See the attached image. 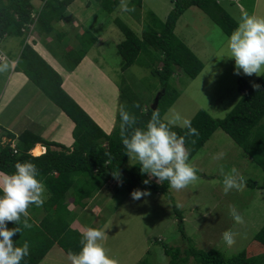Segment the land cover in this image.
Wrapping results in <instances>:
<instances>
[{"label":"rangeland","instance_id":"1","mask_svg":"<svg viewBox=\"0 0 264 264\" xmlns=\"http://www.w3.org/2000/svg\"><path fill=\"white\" fill-rule=\"evenodd\" d=\"M40 1L34 2L37 3L36 6L42 3ZM83 2H89L87 3L89 5L81 6ZM220 2L236 22H239L244 12L264 17V0H220ZM98 4L99 0H74L71 4L74 10L80 8L78 16H83L87 23L94 27L91 31L99 38L96 45H92L88 54L97 63L102 64L103 73L115 86L118 95V86L121 85L123 88L129 86V90H133V93L139 92L140 97L151 105L157 98L158 92H161L158 77L152 75V69L148 67L154 63L153 60L156 61V57L159 56L158 52L151 49L150 57L140 54L135 63L127 69L121 70V57L117 53V45L124 40V35L116 22H113L115 12L111 15H104L98 12L97 9H100ZM171 8V0H141L140 5H135L134 12L123 13L127 15V23H125L139 33L141 25L144 26L146 22L151 24L153 15L164 21ZM70 14L73 16L67 23L69 24L67 31L63 30L66 37L60 43L66 42L76 48L80 42V40H76L78 29L75 24L78 23L73 20L75 14ZM124 18L125 16L120 17L122 22ZM54 29V31H62L61 25L55 23ZM174 33L201 60L203 69L194 79L177 72V68L175 69L168 83L170 89H175L178 92V96L164 112L163 118L167 119L173 113L178 112L182 117L191 120L201 109L209 112L215 118L224 117L240 97L239 79L253 83L259 76L234 74V60L227 58L230 54L226 39L228 35L198 7L191 6L184 11L176 23ZM41 36L45 39L48 38L47 45L53 48L51 56L61 60L62 54L60 49H57L58 40L54 35ZM86 39L89 40V36ZM23 44V37L9 36L0 41V49L16 57ZM75 50L79 51L80 48ZM221 56L224 57L220 58ZM8 75L9 72L0 74V126L3 127V131L16 133V129H21L28 123L30 117L27 118V115L33 114L34 106L41 104L51 106L52 103L31 81H26L21 86L22 91L19 93L14 92L13 94V86L7 87V91L2 97L5 84L11 85L12 81L14 83L17 81ZM91 79L94 80L93 84ZM91 79L87 82L85 77H80L77 83L82 81L85 89L89 87L93 93H98L95 96L88 90L89 95L93 94L90 99L95 98L92 101L95 112L98 99L107 98L102 93L108 92L106 94L111 102L112 93L110 92L113 91L109 88H101L105 85L104 82L95 86V83H99L97 82L98 77L92 76ZM129 90L125 89L123 92L124 101H128ZM118 95L115 96V104L118 102ZM9 97L11 98L8 99ZM160 98H157L159 102L162 100ZM51 109L57 110V107L53 105ZM115 109L112 114L113 118L116 113ZM102 117L100 116L96 120L97 123L98 121L106 123V117ZM107 119L109 120L108 115ZM3 131H0V135L4 134ZM4 138L6 137L4 136ZM4 138H0V140L4 141ZM60 141L64 142V140ZM56 143L61 145L57 141ZM59 145L52 148L61 150L62 147ZM71 145L72 142L70 148ZM65 146L67 147V145ZM221 153L223 158H216ZM189 161L199 169L197 174L200 179L179 192L168 187L169 193L166 195L147 189L150 192L149 196L134 200L131 197L132 192L124 193L122 188L112 191L111 184L113 182H110L107 184L108 186L102 187L101 192H94V197H86L82 200L87 203V209L85 207L83 209L81 204H75L72 200L73 197L70 196L71 200H68L67 203L68 208L73 209L72 217L74 218L71 227L80 231H84L85 229L82 230V228L87 227L107 228L105 231L108 238L104 244L109 250V255L118 259L119 264H139V261L142 260H145L147 264H166L168 257L164 255L163 244L186 248V244L192 243L197 249L205 251L217 249L226 256L244 250H250L254 252L252 254L260 255L256 250L257 245L253 241V237L264 224V173L220 129L205 141L194 156L189 157ZM136 163L135 160L128 157L126 166L129 167ZM221 166L225 172H229L234 167L244 175L247 180L246 188L243 191L233 190L225 195L222 192L223 178L219 174ZM119 178L122 181L126 180L124 174H121ZM135 190L144 191L140 188ZM230 204H235L238 207L244 217V224H236L233 221L228 211ZM174 206L180 210L182 219L178 218ZM38 212H40L39 216H33L35 223H38L40 217L45 214L44 210H38ZM32 215L30 213V216ZM226 230L237 234L236 243L232 247L227 246L222 240V233ZM181 231H184L186 235L185 240ZM54 249L58 251L59 255L55 257L52 264H68L65 261L63 250L57 245ZM187 264H195L193 257H189Z\"/></svg>","mask_w":264,"mask_h":264},{"label":"trees","instance_id":"2","mask_svg":"<svg viewBox=\"0 0 264 264\" xmlns=\"http://www.w3.org/2000/svg\"><path fill=\"white\" fill-rule=\"evenodd\" d=\"M35 0H0V41L8 35H24L21 31L26 24L33 23L31 13H38L35 21V30L39 35H54L61 41L65 34L61 30L54 31V23L64 17L66 7L74 0H41L42 6L35 8ZM131 5H140L141 0H130ZM172 8L164 21L155 15L151 24L142 26L137 33L132 27L120 19L114 20L124 35V40L118 43L117 53L121 57V70L127 69L135 63L140 54L152 55L151 49L158 52L156 61L150 67L152 75L158 77L161 88L164 90L162 100L155 109L140 97L139 92L129 90V86H118V103L127 105L129 111L137 116V127H144L153 111L158 110L161 117L178 96L175 89H170L168 80L175 69L194 79L203 69V63L174 33L179 17L191 6H196L207 14L210 19L219 25L226 35H230L237 27L238 22L223 7L220 0H171ZM119 5V0H99L100 9L111 13ZM89 36V40L86 37ZM76 40L79 42V51L75 46L61 53V65L72 71L81 59L90 50L91 44L96 42V37L85 30ZM23 46L19 53L17 71L24 73L45 96L57 105L74 123L71 136V148L61 143L47 141L32 131H22L17 136L6 132L9 138H15L14 147L9 142L0 144V171L11 174L15 171L17 162L30 161L38 167L41 178L48 190V197L42 207L30 206L29 223L31 229H24L14 237L16 246L24 241L30 245V254L21 264H38L47 251L58 244L66 254L69 251L79 252L82 231L72 228L71 222L73 209L68 208L67 195L73 197V202L81 204L84 208L87 203L82 202L86 197H94V192H101L103 186H108L110 181L112 191L122 188L129 194L136 188L143 190L152 189L156 193L168 195V182L158 183L154 177L141 174L140 165L126 166L128 156L121 142L120 120L118 112L115 113V126L109 133L81 107L61 87V76L44 61L38 53L23 38ZM78 45V44H77ZM53 49V48H52ZM95 60V59H94ZM96 61V60H95ZM99 64V63H98ZM99 67L103 68L102 64ZM104 69V68H103ZM178 72V71H177ZM259 84L260 90H255L252 85ZM129 90L128 101L123 100V92ZM238 90L241 94L238 101L222 118H215L204 109L199 110L192 117L191 126L198 131L196 136H186V147L190 149V157L203 146L205 141L218 129L225 132L236 146L242 149L264 173V73L253 83L239 79ZM150 91V90H149ZM160 98V99H161ZM138 103L141 108L133 105ZM117 109V106H116ZM141 109L145 111L142 112ZM178 135H184L187 128L176 126L173 128ZM130 132V130H129ZM41 142L46 151L36 158L29 153L36 143ZM59 145L61 150L51 149L50 146ZM36 147V146H35ZM34 147V148H35ZM33 148V149H34ZM39 149V152H42ZM124 174L126 180L114 178L113 172ZM144 180H149L145 185ZM249 185L254 186L251 183ZM105 188V187H104ZM75 196V198H74ZM178 218L182 219L180 210L175 207ZM44 210V216L35 223V217ZM39 216V215H38ZM17 225L9 222L7 227ZM182 232V231H181ZM185 240L186 235L182 232ZM253 241L257 245L260 255L253 251H241L231 256L224 255L220 250L208 251L197 249L192 243L186 248L163 244L164 255L168 257L166 264H187L189 257H193L195 264H264V224L255 233ZM183 253V255H182ZM138 264V263H137ZM139 264H147L139 261Z\"/></svg>","mask_w":264,"mask_h":264},{"label":"clouds","instance_id":"3","mask_svg":"<svg viewBox=\"0 0 264 264\" xmlns=\"http://www.w3.org/2000/svg\"><path fill=\"white\" fill-rule=\"evenodd\" d=\"M118 8L122 13L135 11V6L131 5L130 0H119ZM31 15L33 23H28L21 28L24 35L20 36L25 38V43L28 42V36L36 32L35 21L38 13L33 10ZM226 39L230 53L227 58L234 60L235 75L243 73L245 76H261L264 73V17L244 12L237 27ZM222 57L224 56L220 58ZM18 64L19 56L9 59L7 53L0 49V74L14 70ZM252 87L257 91L260 90L259 84H253ZM163 93L164 90L161 88L158 97H161ZM157 103L155 106L151 104L153 109L156 108ZM133 106L141 108L138 103ZM116 111L119 115L121 142L125 154L140 165L141 174H147L150 178L154 177L161 184L167 181L168 186L178 192L199 181L200 177L197 174L199 169L189 161L190 149L186 147L185 142L186 136L198 135L197 129L191 126L189 119L182 117L178 112L164 119V113L161 117L156 110L152 112L144 127H137L138 118L128 110L126 104L118 103ZM141 111L145 110L141 109ZM176 126L187 128V132L184 135H178L173 130ZM12 140L14 139L9 138L6 142L10 141L11 146L14 147ZM40 145L44 147L42 152L34 155L32 148L29 153L36 158L41 156L46 151V147L42 143ZM50 147L53 149L52 146ZM216 158L222 159L223 154H219ZM14 168L15 171L11 174L0 173V264H21L30 254L29 243L24 241L22 245L16 246L13 237L21 232L20 225L24 229L33 227L29 223V208L32 205L42 207L48 196L47 187L36 164L26 160L15 163ZM219 174L223 178L222 192L225 195L233 190L243 191L246 188V177L236 168L233 167L229 172H225L221 166ZM113 176L119 178L120 173L115 171ZM143 183L148 185L149 180H144ZM149 195L150 192L147 190H133L131 193L134 200ZM228 211L236 224L245 223L244 217L235 204H230ZM9 222L17 226L9 228L7 227ZM106 229L85 228L81 233L79 252L69 251L67 254L70 264H119V260L111 257L109 250L105 247L104 242L108 238ZM236 235L231 230H226L222 233V240L227 246L232 247L236 243Z\"/></svg>","mask_w":264,"mask_h":264},{"label":"crops","instance_id":"4","mask_svg":"<svg viewBox=\"0 0 264 264\" xmlns=\"http://www.w3.org/2000/svg\"><path fill=\"white\" fill-rule=\"evenodd\" d=\"M37 2L39 0H36ZM34 1V2H36ZM35 4V8L41 7L42 3H39L37 6V3ZM41 2V1H40ZM74 2V1H73ZM72 2V3H73ZM71 3V4H72ZM89 2H83V5L81 4V6H88L89 4H87ZM71 4H69L66 7V11H65V15L63 18H61L58 22H55V24L61 25L62 31H67V27L69 24L68 21L70 19H72V16L70 13L75 14V20L74 22H77L78 24H75V27L78 29V35H80L81 33H83V31L88 30L90 31V33L92 35H94L95 37L97 36L96 34H94L91 30L94 28L92 25H89V23H87V21L85 20V18L83 16H78L80 13V8L79 9H72ZM99 6V4H98ZM77 7H79V5L77 4ZM100 8V6H99ZM34 10V8H33ZM98 12L103 13L104 15H111L113 12H115L114 14V19H120V17H124L123 22H126V18L127 15L123 14L119 8L117 7L113 12L111 13H107L102 11L101 9H97ZM75 13H74V12ZM70 12V13H69ZM68 19V20H67ZM122 21V19H120ZM110 21V20H109ZM113 22H115L113 20ZM127 23V22H126ZM176 26V25H175ZM175 29V28H174ZM9 36H15L14 34L12 35H8L5 36L4 38H7ZM22 37V36H21ZM66 37V36H65ZM64 37V38H65ZM99 38L96 37V42H94L93 44H91L90 48L92 47V45H96L97 40ZM28 42L30 44V46L38 53V55L48 63L49 66H51L62 78V84L61 87L62 89L77 103L79 104L86 112H88L90 114V116L96 121L100 116H103L102 118L106 117V123H99V125L102 127V129L106 132L109 133L113 126H114V118L112 116V114L114 113V108H116L117 104H115V96L118 95V91L115 88L114 85H112V83L110 82V80L106 77V75L103 73V68L99 67V64L94 60V58L92 59L91 56L87 53V56H84L83 59L81 60V62H79V64L77 65V67L74 68V70L72 71H67L61 64H60V60L59 59H55L54 57L51 56V51H52V47L48 46V38H44L41 35L35 33H32L28 36L27 38ZM57 41V40H56ZM57 45L58 48L60 49L61 53H64L65 51H68L70 49V45H68V43L64 42V44H61L60 41H57ZM63 49V50H61ZM2 51V50H1ZM9 59H15L16 57L11 56L8 52H6ZM19 56V54H18ZM84 65V66H82ZM11 74V75H10ZM93 74V75H92ZM10 77H14L15 80H17L15 83L12 81L11 85L6 83L5 84V88L3 90L2 93V97L5 95L6 91H7V87L9 86H13V94L15 93H19L20 91H22L21 86L26 82V81H31L30 79H28V77L22 73L21 71H17L16 67L14 68V70L9 72ZM92 76H96L98 77V81L99 83H95L94 85L96 86V84H100L102 82L105 83V85L101 86L105 87L106 89L109 88V90L111 89L113 92L112 93V99L110 102V98L108 96V92H106L105 94L102 93V95H104L105 98L103 99H98V106H97V110L94 112L93 111V107H92V101L95 100V98L92 100L90 99L91 95L93 96V94L96 96L98 93H93V91L87 87V89H85V86L82 85V81L79 83H77L78 78L80 77H85V79L87 80V82L90 81ZM11 78V79H12ZM93 79H91V83L93 84ZM32 82V81H31ZM112 86V87H111ZM114 86V87H113ZM88 90L91 91V95H89ZM239 96H241L240 92H239ZM11 97H9L8 99H10ZM240 98V97H239ZM238 100H236L237 102ZM51 102V101H50ZM235 102V103H236ZM52 103V102H51ZM234 103V104H235ZM233 104V105H234ZM55 105L54 103H52L51 106L49 105H43L41 104L40 106H34L33 108V114H29L27 115L28 119V123L23 126V128L21 129H16V133L10 132V131H3V127L0 126V131H3L4 134L0 135V138H4V135L6 134V132H10L12 135H18L20 132L22 131H32L33 133L40 135L41 138L47 140V141H54V142H59L62 143L63 141L60 140H64V142L62 144H65L67 146H70V143L73 142V138L71 136L72 133V128L74 127V123L68 118V116H66V114L59 108L57 107L56 109H51V107ZM114 105V106H113ZM59 108V109H58ZM116 111V109H115ZM107 115L109 117V120L107 119ZM112 116V117H111ZM97 122V121H96ZM68 130V131H67ZM8 136L6 138H4V141H7ZM13 139V138H12ZM60 139V140H58ZM4 141L0 140V144H2ZM13 143L15 144L16 139L14 138V140H12ZM41 142L36 143L33 148L35 146H39L41 149L44 150V147L42 145H40ZM53 147V146H52ZM2 173V172H0ZM70 199V196L66 199V202ZM88 205L85 206V209H87ZM84 209V208H83ZM88 228V227H87ZM85 228H82V230ZM83 232V231H82ZM55 245H57L59 248H61L58 244H54L45 254V256L42 258V260L38 263V264H52L55 257H58V251L54 249ZM62 249V248H61ZM63 250V249H62ZM64 252V256H65V261L68 262V264H70V261L68 259V255Z\"/></svg>","mask_w":264,"mask_h":264},{"label":"bare ground","instance_id":"5","mask_svg":"<svg viewBox=\"0 0 264 264\" xmlns=\"http://www.w3.org/2000/svg\"><path fill=\"white\" fill-rule=\"evenodd\" d=\"M39 149H41L39 146L35 147L33 150H32V153L35 155L37 152H39Z\"/></svg>","mask_w":264,"mask_h":264},{"label":"water","instance_id":"6","mask_svg":"<svg viewBox=\"0 0 264 264\" xmlns=\"http://www.w3.org/2000/svg\"><path fill=\"white\" fill-rule=\"evenodd\" d=\"M157 98H158V95H157ZM157 98L154 100V102H153V106L156 105V103H157Z\"/></svg>","mask_w":264,"mask_h":264}]
</instances>
